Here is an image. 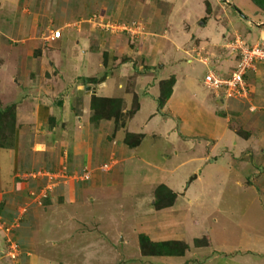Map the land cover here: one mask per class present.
Listing matches in <instances>:
<instances>
[{
	"label": "crops",
	"instance_id": "obj_1",
	"mask_svg": "<svg viewBox=\"0 0 264 264\" xmlns=\"http://www.w3.org/2000/svg\"><path fill=\"white\" fill-rule=\"evenodd\" d=\"M189 1L178 0V5L175 6L172 1L166 0H78V2L67 0V3L59 6L55 0H51L49 14L42 19L40 26H37L36 21L34 22L32 18L24 20L25 17L21 15V12H18L17 15L20 16V19H17L20 21L11 20L13 26L0 32V107L14 106V138L10 145L0 146V195L6 191L3 194L6 201H0L1 257L7 253L9 248H14L15 251L17 248L21 250V245L18 244L20 242L15 240L17 244L15 245L14 242L9 241L8 237L9 232L14 230L12 229L14 226L18 230L22 229L21 221L24 218L23 215L27 213L25 205L33 198L35 199L34 196L37 193L36 200L39 202L40 198H47V195L53 192H45L40 189L36 193L29 192L30 185L20 184L17 186L16 181L13 180H17L16 177L20 173L35 171L43 174L37 178L39 180L34 182H41V187L45 185V189L51 187L50 182L56 181L55 183L62 184L59 185L63 191L86 187V191L88 190L89 193L106 192L111 196L112 201L116 200L121 192L118 189L122 188V185H128V192H122L133 203L132 207L137 213L134 211L132 213L138 214L137 216L148 215L151 217L150 221H144L141 227L145 228V234L152 241H178L181 237H185V231H189L188 234L193 239V242L190 241L192 243L196 239H206L205 246L196 247L195 252L184 254L189 256L188 258L200 255L203 259L211 256L206 261L204 260L205 264H224L230 255V250H235L247 252L254 258H245L244 262L238 263L229 259L232 264H264L263 172H260L258 185L243 192V196L251 199V207L256 214V221L252 219L249 220L250 222L244 223L232 222L223 227H213L212 225V222L218 220V217L223 214L219 209H216L217 198L213 197L215 205L205 192L187 193L185 191L182 194L177 190L178 182L170 177L172 168L168 167V164L170 165L174 160L166 166L164 164L162 167L160 166L163 172H166L162 179L151 176L149 182H146L148 176L139 180L126 179L125 176L128 170L135 171V173L136 171L140 172L139 162H143L146 166L159 167L158 164L147 160L146 156H142L141 151H137L145 139L152 141L162 139L171 146L170 152L175 156L184 152L186 150L184 144L188 142L185 139L194 136L188 134L182 126L178 128V121L189 118L191 120L193 114L196 115L193 119L196 121L200 113L203 112L207 116L212 115L217 118L219 130L209 133V135L203 134L211 145L204 144L206 150H201V146H195L194 149L197 151H193V154L187 158L202 165L194 167L192 173L196 174L191 178V180L195 179L192 182L204 183L208 177L213 178V175L208 172L211 167L209 162L219 168L220 163L216 159L222 155V151L224 152L222 157L227 161L225 160V164L221 167L229 168V170H235L234 166L231 168L233 162H230L229 158L240 157L241 154L249 151L253 154L251 158L255 159L264 152V145L260 143H264V139H257V135L250 133L246 126L243 127L246 132L237 134V130L232 127L233 123L230 122L229 103L223 105L227 108L226 114H229L227 115L229 118L225 114L221 115L220 111L215 109L216 105H218L217 108L220 107L223 96L212 93L211 99L203 96L201 99L198 97L190 102L191 94L189 93L193 92L196 87L192 86L193 82L187 80L190 78L187 72L182 78L178 75V72L183 70L179 66L184 63L180 59L186 56L185 51L190 47V49L192 48V58L187 59L186 65L190 67L191 64H208L214 72L218 70L225 74L224 67H220V65L228 64V58L222 53L224 50L220 49L225 41L221 38L224 37L222 35L225 30L231 26V16L227 9H222L216 27L209 24L201 25L197 21L206 14V10L201 4L202 0L199 2L194 0L193 6L196 7L197 4L198 8L196 11L189 5ZM250 1L254 6L250 9L253 11L252 13L255 16L259 13L264 15V11L254 5L252 0ZM15 2H19L18 8H21V1L16 0ZM232 4L230 2L229 5ZM94 6L97 7L95 12L99 13L97 14L99 17H106L116 23L131 24L136 20L144 23V33L134 48H128V39L123 34L110 35L98 28L93 31L86 25L81 29H75L70 25H75L80 18L88 22L90 18H86L90 16L88 15L89 9ZM235 6L238 9V5ZM238 10L240 14L244 15L246 24L244 23L242 28L248 30L249 41L257 39L255 44H264V27L252 29L247 21L248 16L241 9ZM233 13H237V10ZM234 21L240 20L237 18ZM66 25L70 26L66 27ZM191 27L198 35L197 37L194 36ZM57 29L61 30L59 38H52V31ZM217 32L221 34V37ZM195 39L199 40L197 45L196 41L193 44ZM175 59H179L178 62ZM199 59L203 63L199 62ZM194 68L190 67L191 70ZM262 69L264 67H257L256 71ZM256 76L262 81L264 80V73ZM83 79H96L98 83L85 85L80 82ZM169 80L173 81L170 97L163 107L159 108L157 99L160 95V84ZM57 83L61 84L64 90L58 93V102L55 104V96L49 93V85L51 87ZM259 86H261L260 90H255L254 86L252 89L254 88V92L256 91L259 95L255 101L260 106L249 102L254 97V93H251L248 100L242 101L243 112L252 114L250 108L254 107L259 110L254 111V114L264 113V107H261L264 105V96L262 95L264 89L263 85ZM82 91V98L77 101L74 95ZM93 94L104 98L121 99L127 107L132 103V100H136L139 110L127 126L134 132L132 134H135L127 135L133 139L132 143L127 140V144H123L121 132L116 135V138H110L113 132V125L110 121L101 122L98 128L90 123L89 99ZM222 99L223 103L224 98ZM227 102H230L229 98ZM189 103L198 104V106H193L188 112L187 105ZM247 103L248 105H246ZM258 118L261 122L259 115ZM258 129L264 137L262 127H258ZM252 141H258V143L256 145L254 143L252 147ZM216 148H222L217 157L213 154ZM200 151L202 156L198 157L197 154ZM11 157L12 164L5 168V162L9 163ZM209 158L213 160H208ZM168 159L169 156H164L165 161ZM103 164H110L111 170H102ZM177 167L178 165L175 168ZM8 168L12 170L10 176L8 173L4 175V171L7 172ZM167 168L169 170H165ZM85 171L90 174L87 179L81 177ZM238 173L243 174L242 171H238ZM57 174H67L72 179L67 181L65 178L63 180L52 178V180L51 177ZM245 178L238 181L239 184H242L246 180ZM70 183H78V185H75L74 188V186H70ZM160 184L168 187L176 195V198L172 206L154 210L152 207L154 189ZM67 186L71 188L68 189ZM15 189L18 191H14ZM11 192L12 196L19 197V202L23 201L15 211L8 209L7 206ZM187 195L191 196L187 199L188 202L191 199L195 201L194 207L184 206L182 198ZM238 196L241 197L240 194ZM223 198H225L224 195ZM236 199L237 197L234 198L235 202ZM244 200L245 198L241 197L238 203L239 213ZM207 209L208 218L215 216V213L218 215L216 220L212 218L210 221L212 227L203 230L201 237L196 238L199 232L195 227V220L201 217ZM169 215L173 219L166 223L165 217ZM255 224L256 233L253 232ZM39 226L41 227L38 222L37 227L41 231ZM1 240L5 244L4 248H1ZM18 253L21 254L20 251ZM185 256H163L160 259L164 264H190L187 260L184 261ZM17 261L15 264L18 263Z\"/></svg>",
	"mask_w": 264,
	"mask_h": 264
},
{
	"label": "rangeland",
	"instance_id": "obj_2",
	"mask_svg": "<svg viewBox=\"0 0 264 264\" xmlns=\"http://www.w3.org/2000/svg\"><path fill=\"white\" fill-rule=\"evenodd\" d=\"M15 1L16 0H0V32L4 31L3 29L7 30L9 26H13L12 21L17 22L18 20L17 18L20 17L17 15L18 12H21V15L25 17L24 20L32 18L34 22L36 21L37 26H40V24L42 23V19L48 16L49 14L48 9L51 0H20L22 4L21 8H18L19 2H15ZM69 1H73V0H69ZM75 1L78 2V0ZM166 1L169 2L172 1V3L175 6L178 5V0H171V1L166 0ZM189 2H190L189 5H191V7L194 8V11H196L198 9L197 4L196 7L193 6L195 4L194 3L195 1L190 0ZM230 2L233 3L234 5L233 4L229 5ZM55 3L59 4V6H63V4L67 3V0H55ZM201 4L203 9L206 10L205 11L206 14L197 21L201 25L209 24V25H214L216 27V22L218 23L219 22L218 20H220L219 16L221 14L220 11H222V9H227L228 14L231 16L230 17L231 26L229 27V29L227 28L225 32L223 31L224 34L222 36H224L225 38L222 37L221 39H225V41L223 42V47L220 48L221 50L223 49L224 51H226V52L222 51V53L225 54V56L228 58V64H225L224 66L220 65V67H224L223 69L225 70L224 72L225 74L221 73L222 71L220 72L218 70L214 72L212 68H209L210 66L208 64H203L204 66L200 64H195V65L191 64L190 67H195L193 70H191L189 65H186L187 59L192 58V50H191L192 48L190 49V47H188L187 51H185L187 53L186 56L180 59L184 63L180 64L179 66L186 71L180 70L178 72V75L180 76V78H182L184 73L187 72L190 77L187 80L193 82L192 86L196 87L193 92L189 93L191 94L189 97L190 102L196 100L198 97L201 99L203 96H206L208 99H211V96H213L212 93L215 94L217 93L216 94L217 96L218 95L223 96L222 98H224V102L226 103L224 102L222 103L223 99L221 98L222 105L220 103L219 108H217L218 105H216L215 109H218L217 111L218 112L220 111L221 115L225 114L227 116L229 115L226 114L227 108L223 105L228 103L230 104V111H231L230 122L233 123V126L230 123V127L232 126L234 129H236L237 134L238 133L243 134L244 132H246L243 129V127L246 126L250 133L252 134L255 133L257 135V139H264V137L262 136V132L260 131V129H258V127H262L261 130L264 131V113L254 114V111H259L254 107L250 108L252 114L243 112L244 107L242 106V101L248 100L249 95L251 93H254V97L251 98L249 102L254 104L255 106H260L257 105L255 101L257 96L259 95L256 93V91L254 92V88L252 89V87L254 86L255 90H260L261 86L259 85H263L262 88L264 89V80L262 81L261 79H259V77L256 76V75L259 76L262 73H264V69L260 71L259 70L256 71L257 67H264V65H261L260 63H256L251 66L254 67L255 69L249 67L246 68L244 72L245 74L242 77V80L246 82L244 87H246L247 92L245 95H242L241 93H237V90L235 91L233 85L228 82H223L224 84L221 85L222 89L220 91H218L217 89L215 90V87H212L208 83L207 84L205 83V76L207 75V73H212L213 75L219 76L221 78L226 75L228 76L232 75L234 72L238 70L240 71L241 67H244V65L241 63L243 62V60L240 61L242 57L239 55L241 53H244L245 51H244V46L240 48L239 45H245L248 47L249 45L253 46L258 44V43L255 44L257 42V39L249 41L248 30H244L242 28L244 27V23H245L244 22L245 18L243 17L244 15L240 14L239 13L240 11L238 9H241L248 16L247 21L249 22V25L252 27V29L257 27H264V15L262 13H259L257 16H255L254 13H252L253 11H251L250 9L251 7L254 6L250 0H202ZM235 5H238V9L237 6ZM89 10L90 12L88 15L90 16L86 18V19L90 18L88 22L80 18L77 20L75 25L74 24H70V25L75 29H81L82 27H84V25H86L87 27H90V29L93 31L95 28L96 29L98 28L102 31H106L110 35L123 34L128 39L129 49L134 48V45L140 40L139 39L140 36L144 33V26H143L144 23L142 21L136 20V21H132L131 24L130 23L119 24L106 17L103 16L99 17L97 15L99 13L95 12V10H97V7L95 6L92 8L90 7ZM236 10L237 13H235L236 14L235 15L233 11L235 12ZM217 12H218V16H217ZM51 13H53V10H51ZM234 18L235 19L239 18L240 21H234L235 20ZM139 23L141 24V26L140 28L139 27L137 28L136 25H138ZM70 25H66V27H69ZM191 29L193 30V27H191ZM193 34L194 36L196 35V32L194 30H193ZM218 35L221 37L220 33H218ZM197 36L198 35H196V37ZM195 41L197 45L199 40L196 39L193 40V44L195 43ZM235 41L237 43H235ZM178 60L176 61L178 62ZM199 62H201L200 59ZM251 89L252 92L250 91ZM63 90L64 89L62 85L59 83L53 84L51 85V87L49 85V93L55 96L54 98L56 101L55 104L58 102V96H59L58 93ZM82 94L83 91L77 92L74 95L75 99L77 101L81 100ZM179 94L181 93L179 92ZM262 95L264 96V93H262ZM92 96L98 98H104V97H99L97 94H93L90 96L89 103L91 102ZM228 98L230 99V102H227ZM121 102H122L121 103L122 112H120L121 117L119 120L118 127H116L113 118L109 120L100 121L97 125L94 124L92 125L98 128L101 122L110 121L113 125V132L110 135V138L111 137L116 138L117 137L116 135L119 132H121L122 143L126 145L127 140L128 142H131L133 140L132 138H129V136L127 135L128 134L135 135L132 134L134 133L132 132V129H128L127 126L130 120L134 117L135 113L139 110L138 109L139 106L136 100L134 101L132 100V103L129 105V107L126 106V103L125 104L123 103V100H121ZM135 105H137L136 109H135ZM246 105H248V103ZM193 106L194 107L198 106V104L189 103L187 105L188 112L191 111V108ZM261 107H264V105H262ZM13 111H14V106H13ZM258 115L260 117L261 122H259ZM195 116L196 115L193 114L191 120L189 118L188 120L178 121L179 124L178 128L182 126L183 129H185V131L188 134L194 136V137L190 136L188 139H185L188 142L187 143L185 142L184 144L186 149L184 152L178 153V156H175L170 152L171 146H169L162 139H158L154 141L150 139H145L141 147H139L137 151L138 152L141 151L142 156H146L147 160H149L152 163L158 164L159 167H150L144 165L143 162H139L138 165L140 166V172L136 171L135 173V171L130 172L128 170V173H126L125 176L127 177L126 179L135 178L137 180L148 176L146 182H149L151 176H156L157 179L161 177L162 179L163 176L166 175V172H163V169H161V167L163 166V164L166 166L170 161L174 160V162H172L170 165L168 164V167L172 168L170 169L171 170L170 177L178 182L179 187L177 188V190H179L180 193L182 194L185 193V191L187 193L205 192L211 198V202L213 204H215L214 198L218 199L217 200L218 205L215 204L217 206L216 209H219L220 212L223 213L221 216L218 217V220H216V216L218 215V213H215V216L213 217L211 216L208 218L207 217L208 209H207L204 211L201 217L196 218L195 227L199 232L196 238H199L201 237L203 230L212 227L210 223L212 218L213 220H216L215 222H212L213 227H223L226 224L232 222L233 223L250 222L249 220L252 219L253 221H256L255 220L256 214L254 212V209L251 207V199L250 197L243 196L244 195L243 192H245L249 188H254V185H258V182H260L258 180L261 176L260 172H263V176H264V152H262L261 156H258L255 159L251 158V155L253 154H251L249 151L245 152L244 154H241L240 157L233 156L229 158V161L233 162L231 168L234 166V169L237 170L235 171L232 170L231 168H230L231 170H229V168L221 167L223 166V164H225L226 159L222 157L224 153L223 151L222 152L220 151L222 148H216L215 151L217 152L213 151L214 156L217 157L219 152H221L222 154L221 156H218L216 159L217 162L220 163L219 164L220 166L219 168H217L212 162H209L211 164V167L209 168V171L207 170L213 175V178L208 177L204 183H198V181L192 182L195 179L191 180V178H193L194 175L196 174V173H192L194 167H200L202 165L196 164L193 161H191V159L188 160L187 158H189V156L193 154V151L195 150L197 151V149H194L196 148L195 146H201L200 147L201 150H206L204 144L211 145L207 137H204L205 135L203 134L209 135V133H213L216 130L217 131L219 130L218 129L219 127L217 126L218 120L217 118H215V116L212 115L207 116L203 112L200 113L199 118H197V120L194 121L193 119L195 118ZM1 123L2 126L0 129V144H7V143L11 144L14 138L13 137L14 133L12 134L14 130V112H13V117H11L10 119L1 120ZM5 123L10 124V126L7 127ZM10 128H11V132L9 131ZM69 138H72V136H69ZM254 143L256 145L258 141H254V142L252 141L251 142L252 147L254 146ZM260 143L264 145V143L262 142ZM164 156H169V159L165 161ZM197 156L198 157L202 156L201 151L197 154ZM208 160H213V159L209 158ZM182 162L184 163L182 164ZM11 164H12V157L9 159V163L5 162L4 166L5 168L8 166L10 167ZM177 165L178 167L175 168ZM169 168L165 170H169ZM260 168L262 170H259ZM102 170L110 171L111 165L103 164ZM11 171H12L11 168H8L7 172L4 171V175L5 173H8V175L10 176ZM238 171H242L243 174L238 173ZM42 174H43L42 172L36 173L35 171H30V172L20 173V175H17L16 177L17 180L13 179L14 181H16L17 186H19L20 184L27 186L30 185L31 187L29 186L30 187L29 192L33 191L36 193L38 192L39 189L45 190V192L47 191L50 192L53 191V192L47 195V198L46 197L40 198L39 202L38 200H36V195L38 194L37 193L34 196L35 199L33 198L32 201H29L27 205L23 204L26 206L25 209L27 210V213L26 215L25 214L23 215L24 218L22 217L23 218V220L21 221L22 229L18 230V228H15L14 226L12 228L14 230H11V232H9V237H8L10 238L9 241L11 243L13 242L15 243L16 241L20 242L18 244L21 245V250H19L18 248L17 249L21 252V254L18 253L19 251L17 249L15 253V256L17 258L16 257L14 259L6 258L4 254L0 259L2 262L1 264H15V261L17 260L18 263L16 264H164L162 263L163 260L160 259V257L163 256L153 255V253L151 251L149 252L148 249H142V251H144L145 253L141 252L138 237L139 235L147 236L145 234V228L141 227V225L143 224L144 221L149 222L151 217H149L148 215L137 216L138 214L132 213V211H134L132 207L133 203L129 200V197L123 194V192H128L127 190L128 185H122L123 187L118 189V191L121 192L119 193L117 199L112 201L110 199L111 196L108 195L106 192H102L100 194L89 193L88 190L86 191V187H81L80 189L77 190L74 189L72 191V189H69L71 187L67 186L69 190L63 191L62 190L63 188L59 185L61 183L60 182L55 183L56 181L50 182L51 187L45 189V185H43L44 187L43 186L41 187L42 185L41 182L38 183L34 182L39 180L37 178L40 177ZM243 177H246L245 178L246 180H244L242 184H239L238 181L240 180L242 181ZM52 178L56 180H61V179L63 180V178H65L67 181L69 179H72V177L67 174L66 175L57 174L56 176L51 177V179ZM56 184H58L59 186ZM71 185L74 186L75 188V185H78V183H73V184L70 183V186ZM11 191L13 192V190ZM14 191H18V189L17 190L15 189ZM5 192L6 191H4L3 194H5ZM12 192L10 199H8L7 201L8 203L7 202L6 203L7 206L9 207V208L7 207L8 209L15 211L16 208L23 203V201L19 202L18 201L19 197L12 196ZM3 194L0 195V201L2 202L6 201ZM238 194H240L241 197L245 198L243 204L240 207V213L238 211L239 208L238 203L240 202L241 197H239ZM223 195L225 198H223ZM190 197H191L190 195H187L185 198H182L185 207H194L195 201L193 199H191L190 202L187 201V199ZM235 197H237L236 202L234 201ZM226 198H229V200H226ZM134 212H136V210ZM172 219L173 217H170L169 215L168 217H165V222L168 223L172 221ZM38 222L39 225H41V227L39 226L41 231L37 227ZM258 224L260 225V222H258ZM256 231H257V227L255 224L253 226V232L256 233ZM188 233L189 231H185L184 232L185 237L183 236L180 239H178V241H180L187 247L184 254L186 252L194 251L196 247L205 246L206 244L205 238L198 239L199 244L194 245V243H192L193 239L190 238V235ZM150 240L152 241V239ZM2 241L3 240H1V242ZM15 245L17 244L15 243ZM4 246L5 244L4 242H2L1 248H4ZM1 254L2 253H0V255ZM184 254L182 256H185ZM189 255L192 254L189 253ZM218 255H220V253H218ZM141 256L143 257L139 258ZM188 257L189 256H185L184 261L187 260V262L190 264H205L206 263L205 261L211 256L203 259L200 255L198 257H194V256H190V258ZM250 257L254 258L253 255L250 256L247 252L243 253L235 250H230V255H228V258L226 257L227 260L224 264H232V262H230L229 259H231V261L238 263V262H244L245 258H250Z\"/></svg>",
	"mask_w": 264,
	"mask_h": 264
},
{
	"label": "trees",
	"instance_id": "obj_3",
	"mask_svg": "<svg viewBox=\"0 0 264 264\" xmlns=\"http://www.w3.org/2000/svg\"><path fill=\"white\" fill-rule=\"evenodd\" d=\"M254 5L264 11V0H252ZM208 10V8H207ZM82 82L87 85L89 83H96V79H83ZM98 83V82H97ZM173 86V81L169 80L166 82H162L160 84V95L157 99V104L159 108H162L165 102L168 100L171 94V89ZM121 100L117 98H98L95 96L91 97L90 102V122L94 125H97L100 121L114 119L116 127H118L119 120L121 117ZM137 105H135V109ZM13 106H8L6 108L0 107V129L2 126L1 120L10 119L13 117ZM5 125L8 127L10 124ZM11 132V128L9 129ZM14 131V130H13ZM14 132H12L13 134ZM14 135V134H13ZM12 143V142H11ZM10 145L0 144V146ZM154 200L152 205L154 209L159 210L163 208H168L173 205L176 195L165 185L161 184L156 187L154 190ZM139 246L142 249H148L151 251L153 255L158 256H182L187 249L186 245L181 243L180 241H160L153 242L145 235H139ZM204 242V241H203ZM206 243V242H205ZM199 241L194 240V245H198ZM145 253V252H144ZM151 253V254H152Z\"/></svg>",
	"mask_w": 264,
	"mask_h": 264
},
{
	"label": "built area",
	"instance_id": "obj_4",
	"mask_svg": "<svg viewBox=\"0 0 264 264\" xmlns=\"http://www.w3.org/2000/svg\"><path fill=\"white\" fill-rule=\"evenodd\" d=\"M141 24L139 23L138 25H136V27L140 28ZM61 34V30L57 29L52 31V38H59ZM235 43H237L235 41ZM240 48H242V46H244V53H241L239 56H241L240 61L243 60V62H241L244 67H241V72L238 70L236 72H234L232 75H226L224 77H219V76H215L212 73H207V75L205 76V83L211 85L212 87H215V90L217 89L218 91H220L222 89V84H224L223 82H228L231 83L233 85V88L235 89V91L237 90V93H241L242 95H245L247 92V89L245 86V81L242 80L243 75L245 74V70L246 68H254L251 67L253 64L256 63H260L261 65H264V45L263 44H257V45H249L248 47L245 45H239ZM238 48V47H237ZM236 51V50H234ZM255 69V68H254ZM253 69V70H254ZM211 87V88H212ZM233 89V90H234ZM214 91V90H212ZM217 94V93H216ZM106 167V166H105ZM89 172L85 171L81 177L84 179H87L89 177ZM15 249L14 248H9V250L7 251V253L5 254L6 258H11L14 259L15 256ZM17 258V257H16ZM1 259V256H0Z\"/></svg>",
	"mask_w": 264,
	"mask_h": 264
}]
</instances>
